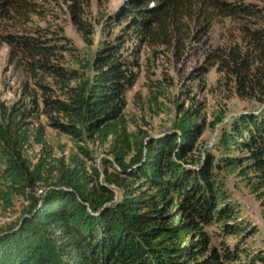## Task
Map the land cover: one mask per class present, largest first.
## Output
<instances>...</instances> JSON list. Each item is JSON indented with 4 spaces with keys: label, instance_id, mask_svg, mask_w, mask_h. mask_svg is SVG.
Segmentation results:
<instances>
[{
    "label": "trees",
    "instance_id": "trees-1",
    "mask_svg": "<svg viewBox=\"0 0 264 264\" xmlns=\"http://www.w3.org/2000/svg\"><path fill=\"white\" fill-rule=\"evenodd\" d=\"M40 1L0 0V41L27 75L18 100H0V207H22L0 229V264H264L263 250L241 245L257 228L222 175L237 172L264 205V108L223 126L221 154L204 158L192 108L156 137L129 130L124 115L138 66L125 37L179 51L224 20L237 34L207 56L234 94L264 105V0H129L115 14L119 35L77 67L65 61L62 32L26 26L47 11ZM62 1L88 38L90 0ZM48 129L77 152L56 155ZM91 141L105 147L100 164Z\"/></svg>",
    "mask_w": 264,
    "mask_h": 264
},
{
    "label": "rangeland",
    "instance_id": "rangeland-1",
    "mask_svg": "<svg viewBox=\"0 0 264 264\" xmlns=\"http://www.w3.org/2000/svg\"><path fill=\"white\" fill-rule=\"evenodd\" d=\"M128 1L90 0V6L86 7V18L91 24L88 38L74 24L62 0H53L51 3L40 1L41 4L46 3L44 8L47 11L43 16H31L26 26L46 27L62 32L65 36L63 42L70 46L63 53L65 61L77 67L81 58H90L101 44L119 35L122 25H117L115 14ZM234 27L228 20L215 23L207 38L189 41L179 51L166 46L149 45L136 37H125V51L138 63L134 69L137 79L127 92L124 111L129 130L135 132L140 128L155 137L162 135L172 129L174 120L183 109L192 108L200 115L204 125L197 150L201 151L203 158L207 151L219 156L221 151L216 146L221 128L241 114L258 113L264 108V105L255 101L239 98L224 85L216 65L207 56L209 49L224 45L231 34H237ZM9 49L8 44L0 41V100L11 104L21 97L22 84L27 75L22 68L9 61ZM220 114H224L223 120L215 127L212 126L211 123ZM47 135L56 155L77 152L69 136L53 129H48ZM88 145L100 164V158L106 154L105 147L92 141ZM222 175L232 199L238 204L240 217L257 228L247 242L241 245L250 254L264 251V205L260 197L250 190L245 179L237 172L224 171ZM16 208L17 211L10 212L0 207V229L20 216L21 204L17 203ZM226 240L232 245L236 243L232 237ZM240 258L233 264L246 260L245 256Z\"/></svg>",
    "mask_w": 264,
    "mask_h": 264
},
{
    "label": "built area",
    "instance_id": "built-area-1",
    "mask_svg": "<svg viewBox=\"0 0 264 264\" xmlns=\"http://www.w3.org/2000/svg\"><path fill=\"white\" fill-rule=\"evenodd\" d=\"M42 191H43L42 189H39V190H38V194H41V193H42Z\"/></svg>",
    "mask_w": 264,
    "mask_h": 264
}]
</instances>
